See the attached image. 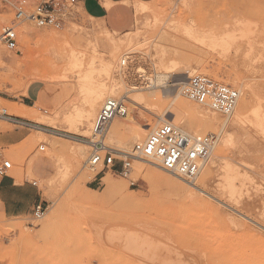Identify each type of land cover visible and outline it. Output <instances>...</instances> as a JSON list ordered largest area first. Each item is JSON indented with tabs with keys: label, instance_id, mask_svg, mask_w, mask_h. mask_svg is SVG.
Listing matches in <instances>:
<instances>
[{
	"label": "rangeland",
	"instance_id": "1",
	"mask_svg": "<svg viewBox=\"0 0 264 264\" xmlns=\"http://www.w3.org/2000/svg\"><path fill=\"white\" fill-rule=\"evenodd\" d=\"M21 1H27L30 14L49 0H13L9 6L0 2V33L15 20L14 5ZM149 4L155 11L140 20L139 40L133 48L122 49L112 72L102 67L101 59L111 56L115 42L128 36L111 32L103 20L89 17L81 4L65 28H38L25 20L17 25L18 48L0 47L8 65H0V113L23 117L20 111L31 87L32 95L42 92L43 99L37 105L43 122L35 117L24 129L0 119V132L29 133L19 145L4 148L5 158L14 165L9 175L37 183L47 200L41 218L13 223L0 219V258L9 256L13 264H264V0H154ZM134 10L131 35L137 34L135 6ZM27 26L34 32L28 36V47ZM210 34L216 38L228 34L227 40L232 35L237 42L224 53L209 51L196 38ZM50 35H55L53 44L39 39ZM242 35L251 38L253 50ZM73 54L90 65L84 64L83 74L72 67ZM174 62L180 67L172 68ZM88 70L94 71L93 84L103 86L107 94L93 110L79 94V81ZM51 73L55 80L36 78ZM197 75L228 85L239 95L241 90V97L247 86L254 91V103L241 126L230 129L234 117L215 113L182 94V85ZM111 87L129 115L113 120L105 135L116 167L102 165L92 175L95 167L88 166V140ZM181 105H188L191 112L175 124L193 137L199 136L185 125L187 119L217 118L207 132L216 137V148L196 181L207 194L194 189V180L180 179L139 158L130 159L128 177L120 173V161L151 133L129 147L126 139L139 128L158 129L167 123L165 112ZM75 112L79 118L68 123L64 116ZM224 120L229 133L220 132ZM115 125L122 130L113 131ZM82 148L85 154L79 157ZM40 160L49 166L41 178L35 173ZM156 170L193 194L159 177ZM16 231L19 235L13 239Z\"/></svg>",
	"mask_w": 264,
	"mask_h": 264
},
{
	"label": "built area",
	"instance_id": "2",
	"mask_svg": "<svg viewBox=\"0 0 264 264\" xmlns=\"http://www.w3.org/2000/svg\"><path fill=\"white\" fill-rule=\"evenodd\" d=\"M0 2L6 6L13 4V0H0ZM79 5L80 0H49L29 14L27 1L17 3L14 5L15 20L1 29L0 47L4 46L10 51L18 48L17 25L25 20L31 21L38 28H65L68 22L77 15L75 8ZM181 90L189 100L222 116L230 115L235 110L239 99L237 90L204 75L190 77L182 85ZM128 115L129 110L123 100L105 101L94 121L92 138L88 140L91 148L88 166L94 167L101 164L104 169L116 167L117 159L113 157V150L105 145L104 139L111 122ZM0 119L25 128L31 125V122L9 115L6 111L0 113ZM215 141L214 135L191 137L179 127L164 124L145 141L136 144L132 154L120 161V173L128 177L132 171L130 159L139 158L157 161L164 171L183 180L191 181L209 159ZM4 151L5 149L0 146V177L9 176L14 167L13 163L5 158ZM44 214L45 209L38 206L34 216L41 218Z\"/></svg>",
	"mask_w": 264,
	"mask_h": 264
},
{
	"label": "bare ground",
	"instance_id": "3",
	"mask_svg": "<svg viewBox=\"0 0 264 264\" xmlns=\"http://www.w3.org/2000/svg\"><path fill=\"white\" fill-rule=\"evenodd\" d=\"M134 6H135V9H136V12H137V34L136 35H131L130 33H127L126 35L128 36L127 38H126V40H120V41H118V42H115V44H114V51L112 52V54H111V56H109L107 59L105 58V56H103V58L101 59V61H102V67L103 68H105L106 70H107V72H110L111 70H112V64H113V62H115L116 61V59H117V57H118V54L120 53V52H122V49L123 48H125V47H134L135 46V43H137V41L139 40V38H140V32H139V30L141 29V22H140V20L142 19V18H146L147 16H150L151 14H153V12L155 11V9H154V7L153 6H151L149 3H144V2H137V3H135L134 4ZM150 19V18H149ZM5 20V19H4ZM0 21H3V19L2 20H0ZM24 22V21H23ZM3 23V22H2ZM148 26H149V24H147ZM151 25V24H150ZM152 26V25H151ZM142 30V29H141ZM187 30V29H186ZM185 30V31H186ZM191 30V29H190ZM190 30H187V33H191V31ZM24 32L26 33V38H25V46L26 47H28L29 46V44H30V39L31 38H28V36L30 37L34 32L32 31V29H31V27H29V26H27V27H25V29H24ZM186 33V32H185ZM53 34V33H52ZM246 34V33H245ZM188 35V34H187ZM190 35V34H189ZM188 35V36H189ZM192 35V34H191ZM228 35V34H227ZM226 34H225V36H227ZM224 36V37H225ZM229 36H231L230 38H232V39H229V40H231V41H229V40H227V39H225L223 36V38L222 37H218V38H216V37H214L213 35H208L206 38H204V39H200V38H196V41H198V42H200L201 44H203V46H205L207 49H209V51H217V50H222V52L223 51H229L230 49H232L233 47H234V44L237 42V41H233V37H232V35H229ZM228 36V37H229ZM242 36H244V39L246 38V40H248L249 39V43H248V45H249V49H254V45H252V43L250 42L251 40V38L249 37L248 39H247V37H245V36H247V35H242ZM222 38V39H221ZM41 41H46L45 43H50V44H53L54 42H55V40H56V38H55V35H50V36H47V37H40L39 38ZM117 40V39H116ZM245 40V41H246ZM110 42V41H109ZM111 44V43H110ZM204 48V47H203ZM252 50H251V52H252ZM27 51V50H26ZM49 51H50V54H51V57H53V58H55L56 57V53L54 52V50L52 49V48H50L49 49ZM76 53V52H75ZM79 53V52H78ZM224 53V52H223ZM227 53V52H226ZM27 54V53H26ZM229 54V53H228ZM72 54H70V56H71ZM226 55V54H225ZM27 56V55H26ZM108 56V55H107ZM106 56V57H107ZM83 57H84V54H83ZM125 59V58H124ZM130 59V58H129ZM209 59V58H208ZM4 57H3V55L2 54H0V65L2 66V67H5V68H7L8 67V65H7V63H5L4 62ZM23 61H25L24 59H22ZM91 60H92V58H91ZM90 60V61H91ZM117 62V61H116ZM71 64H72V67L74 68V69H78L82 74H83V67H84V64H85V62H84V60H82L81 58H79L77 55H75V54H73V56H72V58H71ZM71 64H70V66H71ZM93 64H94V61H91V66H93ZM122 65L123 64H125L126 65V60H123L122 61V63H121ZM86 65V64H85ZM178 65H180V64H175V62H174V65L172 66V68H175L176 66H178ZM87 67L88 66H90V65H86ZM55 67H57L56 65H55ZM86 67V68H87ZM178 67H180V66H178ZM9 68H11V67H9ZM69 68V67H68ZM171 68V69H172ZM105 69L103 70V71H105ZM176 70V69H175ZM22 71V70H21ZM71 71V70H70ZM73 71V70H72ZM139 71V70H138ZM184 71H186L187 73L188 72H190L189 70H186V69H184ZM194 72H196L195 70H193ZM26 72V71H25ZM106 72V71H105ZM112 72V71H111ZM80 73V74H81ZM87 73V74H86ZM92 73H94V71L93 72H90L89 70H88V72H85V74H86V76H84V78H82V81L80 80L79 82H81L80 83V86H79V94L83 97V100L84 101H89L90 102V105H91V110H93V107H94V105L96 104V103H98L99 101H101L103 98H104V96H105V94L106 93H104L103 92V90H105L104 88H103V86H102V88L101 87H98V86H95L94 84H93V82H92V79H93V77H92ZM4 75V74H3ZM181 75V74H180ZM53 74L51 73V74H44V75H39L38 77H36V78H38V79H42V78H45V79H48V80H55V77L53 78ZM178 76V75H177ZM230 76V75H229ZM232 77H234L235 76V78L236 79H238V77H236V75H231ZM81 77V76H80ZM180 78V77H179ZM233 80H235L234 78H233ZM159 81V80H158ZM157 81V82H158ZM180 81V80H179ZM238 81V80H237ZM239 82V81H238ZM108 87V86H107ZM243 88V87H242ZM103 89V90H102ZM109 90H108V98L110 99V100H118V99H115V95H116V89H115V87H111V88H108ZM135 90H138L139 88H134ZM133 89V90H134ZM107 91V90H106ZM244 94V93H243ZM107 95V94H106ZM242 96V91L240 90V95H239V99H238V102H237V105H236V108H235V110L230 114V115H228V116H225V117H234L233 118V120H232V123L230 124V129H232V128H237V127H239V126H241L243 123H244V120L246 119V118H248V116H246L247 114L249 115V108H251L252 106L251 105H253V98L255 97V95H254V91L249 87V86H247L246 88H245V94L243 95V97H241ZM109 99H107V100H109ZM134 99H137V96L134 98ZM141 99V98H140ZM142 100V99H141ZM131 101V100H130ZM139 102V101H138ZM85 103H87V102H85ZM133 104H135L134 102H132ZM88 104V103H87ZM137 106H139V105H137ZM251 106V107H250ZM78 110V109H77ZM39 111H40V109H39ZM79 112H80V114H81V111L80 110H78ZM41 112V111H40ZM79 112H75V113H68V114H66L64 117H65V120L68 122V123H71L72 121H73V119H75L76 117H78V115H79ZM89 112V111H88ZM186 112H191V108L188 106V105H181V106H177V107H175V108H171V109H169L168 111H166L165 112V122H167V123H165V124H171V125H174V126H176V127H178L176 124H175V122L177 121V122H181V121H183V119H184V114L186 113ZM20 113L22 114V116L23 117H19V118H21V119H23V120H25V121H31L32 119H34L35 117H38L41 121H42V119H41V117H39V115H38V110H37V107H35V108H31V107H26V106H24V109L22 110V111H20ZM83 114H85V113H83ZM90 114H91V112H90ZM88 114H86V117H88L87 116ZM86 117H85V120H86ZM89 117H90V115H89ZM44 118V117H43ZM52 118V117H51ZM79 118V117H78ZM64 119V118H63ZM40 120H38V121H40ZM51 120V119H50ZM83 120H84V118H83ZM29 121V122H30ZM56 121V120H55ZM54 121V122H55ZM225 121V120H224ZM43 122V121H42ZM53 122V123H54ZM215 122H217V118H205V117H198L197 115H195L194 117H192V118H190V119H187L186 120V122H185V125L187 126V127H190V128H192V129H194L195 131H196V133L198 134V136H201L202 134H205L206 133V135H207V132H211V130H212V126L215 124ZM73 123V122H72ZM79 123V122H78ZM88 123H89V121H88ZM87 123V124H88ZM112 123V122H111ZM158 123V122H157ZM152 125V124H151ZM156 125V124H155ZM36 126V125H35ZM39 126V125H38ZM256 127V126H255ZM226 128H227V121H225V122H222V124H221V127H220V132L222 131V132H227V133H229V131H227L226 130ZM40 129V128H39ZM122 129L120 128V127H118L117 125H115V126H113V131H115V132H119V131H121ZM50 131V130H49ZM156 130L155 129H152L151 131H150V129H145V128H139L138 130H136L131 136H129L127 139H126V147H129L132 143H134V141H137V140H140L141 138H143L145 135H147L148 133H154ZM51 132V131H50ZM183 132H185V131H183ZM187 135H189V136H191L189 133H187V132H185ZM150 134V135H151ZM149 135V136H150ZM148 136V137H149ZM205 136V135H204ZM191 137H193V136H191ZM227 138V137H226ZM226 138H224V139H226ZM221 139V138H220ZM224 141V140H223ZM216 142V141H215ZM222 142V141H221ZM223 143V142H222ZM225 144V143H224ZM223 145V144H222ZM214 146H215V144H214ZM213 146V149L214 148H216V147H214ZM213 149H212V151H213ZM124 151V150H123ZM78 152V156L80 157V156H83L84 154H85V150L82 148V149H80L79 151H77ZM145 161V160H144ZM146 161H148L149 163H150V165L151 166H153V167H155V168H159L161 165H160V163L159 162H153L152 160H146ZM207 162H208V160L204 163L205 164V167H206V164H207ZM203 164V165H204ZM202 165V166H203ZM101 164H99V165H97V166H94L93 168V171L95 172H93V174L92 175H95V174H97L96 172H98V171H101ZM201 166V167H202ZM143 166H141V168H142ZM136 168V167H135ZM141 168H138V170L137 171H139L140 173H142V169ZM144 169V168H143ZM201 169V168H200ZM91 173V172H90ZM139 173V174H140ZM154 173L156 174V175H158L159 177H161V178H164V179H166V180H168V181H170V183L172 182L173 184L174 183H176L177 185H179V186H181L185 191H186V194H193V192H192V190H189V189H187V188H185V187H183L179 182H176L175 180H173L172 178H170V177H168V176H165V175H163V174H161L160 172H158L157 170L156 171H154ZM147 175V174H146ZM62 176V175H61ZM87 176V175H86ZM145 178V177H144ZM149 178V177H148ZM197 178H198V175L193 179L194 181H195V183H193V185H194V189L196 190V191H200V192H202V193H205V194H207V192L204 190V189H202L201 188V186L199 185V183L198 182H196L197 181ZM181 179V178H180ZM162 181V180H161ZM192 182V181H191ZM109 184V188L111 189H113L114 187L111 185V183H108ZM114 185V184H113ZM108 188V187H107ZM188 198H191V197H188Z\"/></svg>",
	"mask_w": 264,
	"mask_h": 264
},
{
	"label": "crops",
	"instance_id": "4",
	"mask_svg": "<svg viewBox=\"0 0 264 264\" xmlns=\"http://www.w3.org/2000/svg\"><path fill=\"white\" fill-rule=\"evenodd\" d=\"M152 1L154 0H80V4L89 17L103 20L111 32L127 34L131 32L130 29L133 24H136V22L133 23L134 18L136 19L134 4L137 2L150 3ZM129 3L131 4L129 5ZM4 62L7 63L6 59ZM32 90V87L28 89L22 106L35 108L42 103V92L40 94L35 93L33 96ZM35 100L37 102L34 106H31V103ZM28 136L29 133L26 130L0 132V146L9 148L19 145ZM48 169L47 161L40 160L37 162L35 173L41 178ZM38 206L45 208L47 200L37 183L27 180L18 181L10 175L0 177V219L7 223H13L23 218L33 217ZM18 235L19 232L16 231L12 238L14 239ZM0 264L13 263L8 256L7 258H0Z\"/></svg>",
	"mask_w": 264,
	"mask_h": 264
}]
</instances>
